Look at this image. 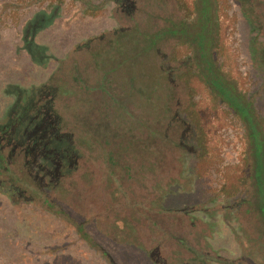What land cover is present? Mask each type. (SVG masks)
<instances>
[{"label": "rangeland", "instance_id": "374dc122", "mask_svg": "<svg viewBox=\"0 0 264 264\" xmlns=\"http://www.w3.org/2000/svg\"><path fill=\"white\" fill-rule=\"evenodd\" d=\"M192 1L0 0V264H264L247 127L193 76L184 38L162 39L133 83L114 72L112 96L89 101L71 78L77 46L190 24ZM214 1L213 60L264 129V0ZM48 14L25 50L23 27Z\"/></svg>", "mask_w": 264, "mask_h": 264}, {"label": "trees", "instance_id": "16d2710c", "mask_svg": "<svg viewBox=\"0 0 264 264\" xmlns=\"http://www.w3.org/2000/svg\"><path fill=\"white\" fill-rule=\"evenodd\" d=\"M63 1V0H60ZM111 1V0H110ZM120 2L121 0H112ZM189 12L196 13V19L188 24L185 21L172 22L171 25L154 33H147L141 31L136 26L132 29L121 30L123 33L116 32L108 46L91 47L89 45H79L75 48L74 52H81V55H86V59H82L84 65L80 63L77 56H73L71 69V78L73 83L78 86L80 92L85 93V99L89 101L96 100L94 91L102 93L103 96H112V82L114 80L113 73L118 71L119 68L127 66L130 72L131 83L135 82L141 73L147 61V56L151 54L157 47L158 43L168 36H175L177 38H184L186 43L190 45L195 53L196 66L198 72H193V76L198 77L202 82L209 87L211 92L219 100L226 103L233 112L239 116L247 127L248 136L251 143V149L254 156V207L257 213L261 214L264 220V129L261 125L260 119L257 118L252 101L238 90L237 83L232 78L226 76L220 67L213 60V48L219 42L213 37L214 29L217 27L215 17V1L214 0H193L191 6L185 7ZM100 4H94L88 1L85 11L89 15H97L101 10ZM51 15H37L25 24L22 30L23 48L29 49V42L31 37L39 33V26L50 23ZM49 19V22H47ZM51 24V23H50ZM190 42V43H189ZM216 42V43H215ZM33 58L40 59V49L31 50ZM75 53V54H76ZM144 57V59H143ZM95 68L96 76L94 73L86 72L88 67ZM146 68V66H145ZM142 70V71H141ZM95 77V81H91ZM17 96L20 93L15 92ZM30 97H35L31 94ZM27 100V99H26ZM220 101V102H221ZM196 120L197 134L199 135V143L201 148V156L205 157L208 149L206 147V137L204 128L199 119ZM0 130H2L0 128ZM88 131V129H86ZM3 131V130H2ZM5 133V132H4ZM1 135V131H0ZM153 136H155L153 134ZM4 138L0 136V142ZM4 147L0 144V157L3 155ZM11 151V150H10ZM262 153V154H261ZM9 162V161H8ZM262 165H259V164ZM9 165V164H8ZM7 165V166H8ZM260 174H258V172ZM226 179L231 180L229 175L225 176ZM235 177H233V180ZM258 185V188H257ZM225 192L229 191L238 192L240 187L233 186L229 189L228 186L224 187ZM258 189V190H257ZM47 202V200H45ZM48 205L50 204L47 202ZM79 231L82 237L88 241L92 246H96V242L86 234L82 226H79ZM183 262L185 260L183 259ZM188 261V263H190ZM184 264V263H183Z\"/></svg>", "mask_w": 264, "mask_h": 264}]
</instances>
